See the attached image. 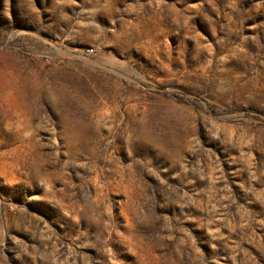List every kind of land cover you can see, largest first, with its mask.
<instances>
[{
    "label": "rangeland",
    "instance_id": "rangeland-1",
    "mask_svg": "<svg viewBox=\"0 0 264 264\" xmlns=\"http://www.w3.org/2000/svg\"><path fill=\"white\" fill-rule=\"evenodd\" d=\"M0 264H264V0H0Z\"/></svg>",
    "mask_w": 264,
    "mask_h": 264
}]
</instances>
